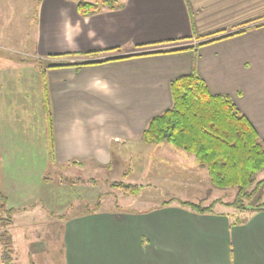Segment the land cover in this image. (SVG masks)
I'll return each instance as SVG.
<instances>
[{"label": "crops", "instance_id": "obj_1", "mask_svg": "<svg viewBox=\"0 0 264 264\" xmlns=\"http://www.w3.org/2000/svg\"><path fill=\"white\" fill-rule=\"evenodd\" d=\"M76 1L39 0L33 52L0 47V192L12 216L43 209L57 264H264V208L200 214L155 199L90 214L45 209L63 190L43 177L41 91L44 77L58 166L122 172L120 163L136 157L144 171L150 153L172 150L144 144L141 133L171 106L169 83L192 72L229 96L264 140V0H120L84 17ZM246 27L197 45L200 36Z\"/></svg>", "mask_w": 264, "mask_h": 264}, {"label": "trees", "instance_id": "obj_2", "mask_svg": "<svg viewBox=\"0 0 264 264\" xmlns=\"http://www.w3.org/2000/svg\"><path fill=\"white\" fill-rule=\"evenodd\" d=\"M120 6V0L76 1L77 13L82 17L97 13L102 8L116 9ZM249 29L250 27H246L228 34L221 32L218 36L217 33L200 36L198 46L239 35ZM91 54L93 53L85 55ZM41 89L48 140V165L44 181L50 182L49 175L52 173L54 179L63 183L79 184L83 182L82 178L60 173L73 169L70 164L58 166L55 162L47 83L44 77ZM169 91L171 106L148 121L141 133V142L148 145L166 144L193 156L205 167L208 182L213 188L235 192L233 201L223 203L224 205L240 212L262 210L261 204L251 203V200L257 187L256 175L264 170V140L259 138L248 119L229 96L211 93L204 80L195 72L173 79L169 83ZM87 183L93 184L94 181ZM109 185L123 195L136 196L139 193L135 184L112 182ZM171 202L172 200H166L161 205H169ZM178 204L200 214L213 211V204L202 206L200 202L183 200L178 201ZM98 206L87 204L83 210L86 214L95 213L101 211ZM14 213L16 210L8 207L7 198L0 192L1 264H15L11 235L6 229Z\"/></svg>", "mask_w": 264, "mask_h": 264}, {"label": "rangeland", "instance_id": "obj_3", "mask_svg": "<svg viewBox=\"0 0 264 264\" xmlns=\"http://www.w3.org/2000/svg\"><path fill=\"white\" fill-rule=\"evenodd\" d=\"M38 18L39 0H0V47L3 51L33 52ZM167 148H171L172 151L165 149L162 152L150 153L146 168L142 172L135 166L136 157H130L120 163L123 167L122 172L116 171L115 168L114 171L108 172H87L81 168L60 172L82 178L83 182L79 184L63 183L59 179H54L50 172V184L63 191L55 206L48 204L44 207L54 214L71 215L85 209L87 204L94 207L99 205V210L103 211L134 207L135 203H138L139 207H145L156 199L200 202L202 206L213 204V211L229 215L237 211L223 204L233 201L234 191L213 188L208 182L205 167L193 156L169 145ZM185 173L188 176L187 181L177 182L176 180ZM86 180H93L94 183H87ZM112 182L135 184L139 188V193L136 196L123 195L110 187L109 184ZM255 182L257 187L251 203L261 204L260 206L264 208V170L256 175ZM46 218L45 212L39 207L12 216L6 229L12 237L15 264H57L59 244L54 231L48 230V227L46 229L47 222L44 221Z\"/></svg>", "mask_w": 264, "mask_h": 264}]
</instances>
